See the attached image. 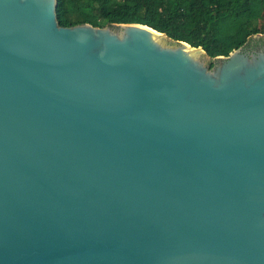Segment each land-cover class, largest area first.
<instances>
[{"label":"water","instance_id":"obj_1","mask_svg":"<svg viewBox=\"0 0 264 264\" xmlns=\"http://www.w3.org/2000/svg\"><path fill=\"white\" fill-rule=\"evenodd\" d=\"M244 45L0 0V264H264V48Z\"/></svg>","mask_w":264,"mask_h":264},{"label":"trees","instance_id":"obj_2","mask_svg":"<svg viewBox=\"0 0 264 264\" xmlns=\"http://www.w3.org/2000/svg\"><path fill=\"white\" fill-rule=\"evenodd\" d=\"M57 16L66 26L147 24L174 40L202 46L212 57L264 33V0H57Z\"/></svg>","mask_w":264,"mask_h":264},{"label":"flooded vegetation","instance_id":"obj_3","mask_svg":"<svg viewBox=\"0 0 264 264\" xmlns=\"http://www.w3.org/2000/svg\"><path fill=\"white\" fill-rule=\"evenodd\" d=\"M251 38L248 43L244 45V50L247 52L256 51L264 48V38Z\"/></svg>","mask_w":264,"mask_h":264},{"label":"bare ground","instance_id":"obj_4","mask_svg":"<svg viewBox=\"0 0 264 264\" xmlns=\"http://www.w3.org/2000/svg\"><path fill=\"white\" fill-rule=\"evenodd\" d=\"M162 34V33H161Z\"/></svg>","mask_w":264,"mask_h":264}]
</instances>
